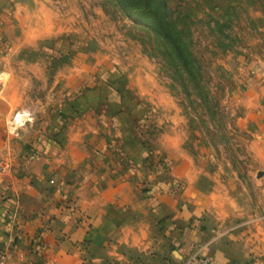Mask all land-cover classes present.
Masks as SVG:
<instances>
[{"label": "crops", "instance_id": "crops-1", "mask_svg": "<svg viewBox=\"0 0 264 264\" xmlns=\"http://www.w3.org/2000/svg\"><path fill=\"white\" fill-rule=\"evenodd\" d=\"M18 6L0 0L7 264H181L195 252L210 264H264V171L252 200L235 170L190 151L165 91L123 71L91 73L88 57L66 65ZM17 111L28 120L13 136L6 122Z\"/></svg>", "mask_w": 264, "mask_h": 264}, {"label": "rangeland", "instance_id": "rangeland-1", "mask_svg": "<svg viewBox=\"0 0 264 264\" xmlns=\"http://www.w3.org/2000/svg\"><path fill=\"white\" fill-rule=\"evenodd\" d=\"M11 1L20 4L22 22L40 31L41 40L59 44L66 65L70 58L88 57L94 61L91 73L114 77L123 71L137 85L165 91L179 111L190 151L203 156L207 167L235 170L246 195L260 198L264 0H164L194 59L193 77L179 76L154 35L116 0Z\"/></svg>", "mask_w": 264, "mask_h": 264}, {"label": "trees", "instance_id": "trees-1", "mask_svg": "<svg viewBox=\"0 0 264 264\" xmlns=\"http://www.w3.org/2000/svg\"><path fill=\"white\" fill-rule=\"evenodd\" d=\"M124 13L152 33L162 46V54L179 76L193 77L194 59L181 30L164 6V0H116Z\"/></svg>", "mask_w": 264, "mask_h": 264}, {"label": "built area", "instance_id": "built-area-1", "mask_svg": "<svg viewBox=\"0 0 264 264\" xmlns=\"http://www.w3.org/2000/svg\"><path fill=\"white\" fill-rule=\"evenodd\" d=\"M28 117L19 111L15 112L6 122V130L13 136L19 135V129L23 127ZM8 245L0 248V264H7V260L14 254L13 246L15 242L14 236L9 237ZM209 257L200 256L198 253L190 254L181 264H210Z\"/></svg>", "mask_w": 264, "mask_h": 264}, {"label": "water", "instance_id": "water-1", "mask_svg": "<svg viewBox=\"0 0 264 264\" xmlns=\"http://www.w3.org/2000/svg\"><path fill=\"white\" fill-rule=\"evenodd\" d=\"M262 171H259L258 173H257V175H258V177H260V176H262Z\"/></svg>", "mask_w": 264, "mask_h": 264}]
</instances>
